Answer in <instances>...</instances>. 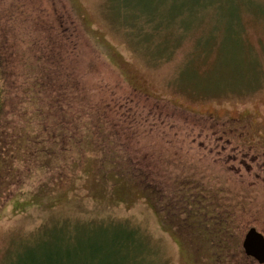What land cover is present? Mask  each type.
Listing matches in <instances>:
<instances>
[{
    "label": "rangeland",
    "instance_id": "obj_1",
    "mask_svg": "<svg viewBox=\"0 0 264 264\" xmlns=\"http://www.w3.org/2000/svg\"><path fill=\"white\" fill-rule=\"evenodd\" d=\"M0 41L9 135L58 134L77 167L39 190L62 162L21 160L18 176L0 158V264L55 223L128 221L150 264H215L212 218L230 220L239 257L250 227L264 234V0H0ZM106 152L137 179L102 177Z\"/></svg>",
    "mask_w": 264,
    "mask_h": 264
},
{
    "label": "trees",
    "instance_id": "obj_2",
    "mask_svg": "<svg viewBox=\"0 0 264 264\" xmlns=\"http://www.w3.org/2000/svg\"><path fill=\"white\" fill-rule=\"evenodd\" d=\"M4 44H6L4 41H0L1 69L5 68L7 62V58L2 52ZM29 66L38 69V64L32 65V63H30ZM38 80L34 82L35 88L39 89L35 93L36 96L39 95L42 88ZM32 99L38 100L36 97ZM43 114V108L37 106L35 110V116H38L37 120H42L44 118ZM7 124L8 121L5 116H3L0 120V158L7 162V167H5L7 169V174L13 171L16 175L22 176L26 172H30L32 169L30 165L25 166L24 169L15 166L14 163L21 160H30L32 158L42 161L44 164L41 165H46L50 172L54 170L51 168L50 164L52 160H57V163L62 162L63 164H57V166H61V168L57 169V171L52 174L51 179H48V181L39 186V190H45L48 189L50 184L67 179L77 169L76 165H68V163L63 162L68 152L56 150L55 145L58 143V134H51L46 140L39 134L29 135L19 132L17 135L11 136L8 133ZM74 138V136L71 137V140H75ZM26 139L35 149L32 148L24 152L22 146L25 145ZM47 140L53 143L54 147L45 146L48 145ZM79 149L82 150L83 148ZM82 151L79 152L75 160L78 165H80V161L84 158L86 159L85 150ZM109 153L106 152L107 155L103 153V157L100 158L101 161L98 166V171L99 174H102V177H138V171L134 167H130L131 169L120 167V165H124V163L118 164L121 157L117 154L111 156ZM59 158L63 161L59 160ZM66 162H68V160H66ZM4 175H6V173ZM1 185L2 183L0 186ZM187 194L188 196L192 195L190 191L186 190V195ZM195 196H197L196 201L198 203H193H197L200 212H203V216L207 218V220H210L208 210L211 207L201 202V199L198 197L200 195ZM185 200V204L187 200V203H190L189 199ZM199 202L202 206L205 205V208L208 210H201L202 207H199ZM220 217L218 219L212 218L214 220V225L216 224L218 226L216 232L217 236H219L217 240L218 243H216L219 249H214L215 255H217L215 264H243L247 260H253V258L244 254H242V257H239L240 255H237V253L234 254L232 245H228L229 239L233 236L232 225L230 220L228 222L227 219ZM207 220L204 219L206 225ZM52 225L41 228L30 242H25L23 244L21 251L17 252V258L5 264H150L144 257L147 249L144 237L140 234V230L128 221L111 219L99 222L91 221L89 223L61 224L62 227L60 225L49 227ZM210 225H212L211 221ZM52 228L63 229L59 230L58 233H54L52 238H50L51 241H46L45 237L47 234H45V232L50 231ZM80 230H87L88 232L84 237H81V235H79ZM208 232L209 235L212 233L210 229ZM230 249L232 254L230 253Z\"/></svg>",
    "mask_w": 264,
    "mask_h": 264
},
{
    "label": "water",
    "instance_id": "obj_3",
    "mask_svg": "<svg viewBox=\"0 0 264 264\" xmlns=\"http://www.w3.org/2000/svg\"><path fill=\"white\" fill-rule=\"evenodd\" d=\"M242 246L248 257L254 258L258 263H264V234L257 228L250 227L245 233Z\"/></svg>",
    "mask_w": 264,
    "mask_h": 264
},
{
    "label": "flooded vegetation",
    "instance_id": "obj_4",
    "mask_svg": "<svg viewBox=\"0 0 264 264\" xmlns=\"http://www.w3.org/2000/svg\"><path fill=\"white\" fill-rule=\"evenodd\" d=\"M232 142V140H230V139H228V143H231ZM250 154L249 153H245V152H242V151H240L238 154H235L234 156H233V160H238V159H240L241 160V163H243V164H246L247 162V160H248V158H250L251 160H255V159H258V157L257 156H249ZM231 159H232V157H231Z\"/></svg>",
    "mask_w": 264,
    "mask_h": 264
}]
</instances>
